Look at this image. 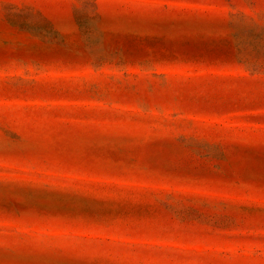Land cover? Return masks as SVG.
Segmentation results:
<instances>
[{"label":"rangeland","instance_id":"1","mask_svg":"<svg viewBox=\"0 0 264 264\" xmlns=\"http://www.w3.org/2000/svg\"><path fill=\"white\" fill-rule=\"evenodd\" d=\"M0 264H264V0H0Z\"/></svg>","mask_w":264,"mask_h":264}]
</instances>
